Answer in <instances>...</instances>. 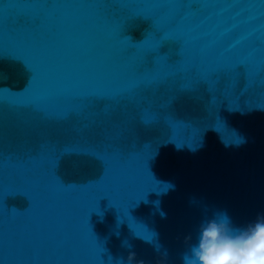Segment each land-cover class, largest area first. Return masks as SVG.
I'll return each instance as SVG.
<instances>
[{"label": "water", "instance_id": "obj_1", "mask_svg": "<svg viewBox=\"0 0 264 264\" xmlns=\"http://www.w3.org/2000/svg\"><path fill=\"white\" fill-rule=\"evenodd\" d=\"M217 213L264 216V0H0V264H183Z\"/></svg>", "mask_w": 264, "mask_h": 264}, {"label": "clouds", "instance_id": "obj_2", "mask_svg": "<svg viewBox=\"0 0 264 264\" xmlns=\"http://www.w3.org/2000/svg\"><path fill=\"white\" fill-rule=\"evenodd\" d=\"M134 259L135 253L130 252L127 264H133ZM182 262L264 264V216L257 217L244 227H234L226 213H217L201 224L197 240L183 254ZM135 264H143V261H136Z\"/></svg>", "mask_w": 264, "mask_h": 264}]
</instances>
